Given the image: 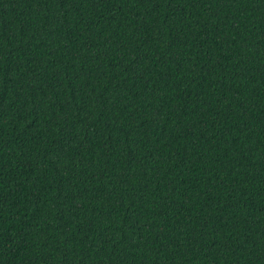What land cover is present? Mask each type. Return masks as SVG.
<instances>
[{"label":"trees","instance_id":"1","mask_svg":"<svg viewBox=\"0 0 264 264\" xmlns=\"http://www.w3.org/2000/svg\"><path fill=\"white\" fill-rule=\"evenodd\" d=\"M0 264H264V0H0Z\"/></svg>","mask_w":264,"mask_h":264}]
</instances>
